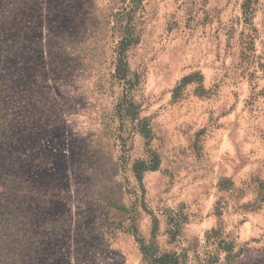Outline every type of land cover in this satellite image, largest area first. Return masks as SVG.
Wrapping results in <instances>:
<instances>
[{
	"label": "rangeland",
	"instance_id": "374dc122",
	"mask_svg": "<svg viewBox=\"0 0 264 264\" xmlns=\"http://www.w3.org/2000/svg\"><path fill=\"white\" fill-rule=\"evenodd\" d=\"M163 256L264 264V0H0V264Z\"/></svg>",
	"mask_w": 264,
	"mask_h": 264
},
{
	"label": "trees",
	"instance_id": "16d2710c",
	"mask_svg": "<svg viewBox=\"0 0 264 264\" xmlns=\"http://www.w3.org/2000/svg\"><path fill=\"white\" fill-rule=\"evenodd\" d=\"M168 258H169V260H168ZM161 261H163V262H165V264H170L171 262H174L170 257H168V256H163L162 258H161Z\"/></svg>",
	"mask_w": 264,
	"mask_h": 264
}]
</instances>
